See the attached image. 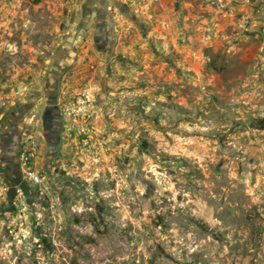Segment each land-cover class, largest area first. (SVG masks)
<instances>
[{"label":"rangeland","instance_id":"rangeland-1","mask_svg":"<svg viewBox=\"0 0 264 264\" xmlns=\"http://www.w3.org/2000/svg\"><path fill=\"white\" fill-rule=\"evenodd\" d=\"M0 264H264V0H0Z\"/></svg>","mask_w":264,"mask_h":264},{"label":"built area","instance_id":"built-area-1","mask_svg":"<svg viewBox=\"0 0 264 264\" xmlns=\"http://www.w3.org/2000/svg\"><path fill=\"white\" fill-rule=\"evenodd\" d=\"M33 156H34V148L33 145L30 143L23 146V148L19 152L18 158L23 165H26L31 161ZM23 172L26 174L25 176L28 177L30 181H32V183L40 182L41 176L36 171L29 169V170H23Z\"/></svg>","mask_w":264,"mask_h":264},{"label":"flooded vegetation","instance_id":"flooded-vegetation-1","mask_svg":"<svg viewBox=\"0 0 264 264\" xmlns=\"http://www.w3.org/2000/svg\"><path fill=\"white\" fill-rule=\"evenodd\" d=\"M10 131L8 132L7 137L6 136L4 137L5 141H12L13 140V138H12L13 133L11 134ZM8 148L12 149V151H13V145L12 144L9 145ZM11 154H12V156H10V158L8 160V163H9L8 165H9V167H11L12 170H14V172H16L18 170V167H19L17 155L16 154L13 155L12 152H11Z\"/></svg>","mask_w":264,"mask_h":264},{"label":"crops","instance_id":"crops-1","mask_svg":"<svg viewBox=\"0 0 264 264\" xmlns=\"http://www.w3.org/2000/svg\"><path fill=\"white\" fill-rule=\"evenodd\" d=\"M3 165V164H2ZM4 166V165H3Z\"/></svg>","mask_w":264,"mask_h":264}]
</instances>
